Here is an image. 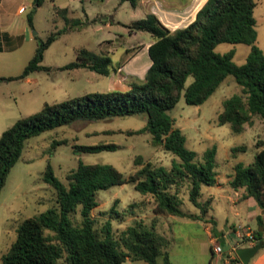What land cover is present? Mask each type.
<instances>
[{
	"label": "trees",
	"instance_id": "obj_1",
	"mask_svg": "<svg viewBox=\"0 0 264 264\" xmlns=\"http://www.w3.org/2000/svg\"><path fill=\"white\" fill-rule=\"evenodd\" d=\"M135 7L138 0H120ZM44 0H34L40 7ZM256 0H206L196 12L195 19L183 28L170 30L153 13L133 20L129 32L145 31L152 42L148 46L151 60L142 80L132 79L125 91L110 89L88 92L55 103H44L37 112L16 119L0 135V193L11 168L20 160L27 141L42 133L68 126L76 121H104L115 117L142 115L145 124L128 135L149 133L152 143L173 157L169 167L134 159L133 172L124 174L111 164L84 163L78 157L77 165L65 176V183L46 165L42 179L55 193L54 203L44 211L23 218L16 237L1 256V264H122L126 259L142 260L145 264H171L166 247L168 240L155 229L161 214L186 218L203 217L210 208L211 198L201 202L203 186L217 183L216 147L209 146L201 158L185 146L186 137L175 127L168 114L180 97L189 105H201L228 76L241 87L222 101L217 116L219 124H228L233 133L244 131L254 116L264 121V52L255 44L257 39L254 9ZM67 10L59 9L62 15ZM33 11L27 16L33 28ZM65 27L51 31L46 39H37L33 55L16 76H0L1 81L23 79L34 72L87 69L109 76L120 67L112 66L108 55L96 54L86 47L76 49L75 60L56 68L42 64L45 50L68 28H81V19H64ZM37 38V37H36ZM244 43L249 51L243 64L233 61V52H215L217 44ZM141 47L136 46L134 52ZM53 140V144H66ZM252 163L236 162L229 185L243 189L264 212V142L258 140ZM114 143L73 144L76 156L114 150ZM245 145L231 148L236 158ZM130 183L144 197L153 202V216L149 224L135 220L118 234L107 220L99 228L91 211L98 205V193L113 186ZM199 210V215L181 209L182 195ZM115 203V202H114ZM114 205V204H113ZM114 212V208H113ZM78 213L79 219H76ZM264 225V215L257 216ZM254 244L262 242L264 234L252 233ZM247 240V238H245ZM260 249V250H261ZM211 253L212 248H210ZM212 258V257H211ZM235 261H239L236 257Z\"/></svg>",
	"mask_w": 264,
	"mask_h": 264
},
{
	"label": "rangeland",
	"instance_id": "obj_2",
	"mask_svg": "<svg viewBox=\"0 0 264 264\" xmlns=\"http://www.w3.org/2000/svg\"><path fill=\"white\" fill-rule=\"evenodd\" d=\"M256 1L255 44L264 52V0ZM93 4L102 22L87 24L84 19L85 25L79 29L67 27L45 50L43 65L52 68L63 66L75 60L77 48L86 47L96 54L108 55L112 60V66L116 68L132 54L140 42L150 40V35L145 31H140L136 37H130L128 29L119 24V21H130L137 17L128 2L96 0ZM104 19L110 21L111 25L105 26ZM65 26L60 14L54 11L51 0H44L34 16V27L31 31L38 33V36L35 41L23 44L16 56L21 66L18 68V63L15 62L10 72L15 75L21 72L22 65L26 63L28 53H32L37 39L44 40L51 31ZM105 37L113 39L110 47H107L106 42H102L103 39H107ZM214 50L219 54L232 51L233 61L240 65L245 62L249 46L244 43L223 42L217 44ZM30 76L33 82L20 79L0 83V113L7 125H11L18 118L39 111L46 102L55 103L88 92H105L109 85L111 88H122L123 84L128 85L129 81L136 78L133 75H125L122 71L111 76H103L82 68L56 70L52 73L39 71ZM240 89L233 77L228 76L201 105H189L181 96L175 107L168 111L175 121V127L181 129L186 137L185 146L193 150L198 159L206 148L212 145L216 147L217 182L221 184L219 187L203 186L199 200L203 202L211 198L206 216L218 227L226 222L239 226L252 221V224L256 225L255 217H248L245 211L238 209V204L232 203L236 194L225 182H230L234 163L242 162L248 165L253 162L257 150L255 143L258 140L264 142V121L254 116L252 123L246 124L244 131L238 134L233 133L228 124L217 122L222 101L234 93H239ZM144 124L142 115L115 117L95 122L76 121L71 125L30 138L22 159L11 168L0 194V264L2 254L8 250L16 237L20 221L44 211L54 203V190L42 179L47 164L51 165L54 175L64 183L66 174L76 167L78 157L84 163L111 164L124 174L131 173L137 168L134 165L137 156H140L141 161L169 167L173 156L161 147L155 146L149 133L127 134L128 130L140 129ZM53 140H65L67 143L54 145ZM100 142L114 143L118 147L114 150L83 153L80 156H76L71 149L73 144ZM238 145H245L246 149L239 152L236 158H232L231 148ZM240 190L238 189L239 192ZM152 207L150 197L142 196L132 184L127 183L99 191L98 205L91 211V216L95 220V226L99 228L105 221H111L115 234H118L120 230L138 219H143L149 224L153 216ZM180 207L185 212H199L188 200L187 193L182 195ZM236 211H239V214H236ZM76 219H79L78 213ZM241 236V239L246 238L245 234ZM164 237L168 240L166 251L169 260L174 264H223L218 262L216 256L210 258L208 248V255L205 256L203 241L206 236L202 229L171 223L169 228L165 229ZM229 239L235 241L232 235ZM218 243L223 246L221 241ZM157 264H162L161 257L157 258Z\"/></svg>",
	"mask_w": 264,
	"mask_h": 264
},
{
	"label": "crops",
	"instance_id": "obj_3",
	"mask_svg": "<svg viewBox=\"0 0 264 264\" xmlns=\"http://www.w3.org/2000/svg\"><path fill=\"white\" fill-rule=\"evenodd\" d=\"M94 1L96 0H51L56 14L59 15V12H57L59 9L65 8L67 10L65 13H62V15L60 14L62 20L65 18L81 20L85 19L87 24H92L96 21L102 22V19L98 18L99 16L97 14L96 7L93 4ZM205 2L206 0H138L135 7H132L129 4V7L134 11L135 14H137L135 15L137 17L130 21H119V24L128 29L127 25L133 20L143 18L148 13H153L158 17L161 23L170 30L183 28L195 19L196 12ZM22 6L24 7V10L20 12L19 8ZM39 9L40 7H35L34 0H0V76H16L15 74L11 73L10 70L14 67L15 62L18 63V68L21 66L20 62L16 60L18 51L21 49L24 43L35 41L36 36H38V33L34 34L31 32L32 28L27 23V16L33 11L32 23L34 27V16ZM104 22L105 26L107 27L111 25L110 21H107L106 19H104ZM139 32L140 31L129 32V36L136 37L138 36ZM107 34L109 35L110 32H107ZM105 38L107 39H103L102 42H106L107 47H110L109 44L113 43V39L109 37ZM115 39H117V37ZM151 42V38L147 42H140L138 45H141V47H139L136 52L129 55L122 63H119L120 67L117 69V71L112 72L109 76L122 71V73L125 75H133L137 79L142 80L151 63L147 53L148 46ZM35 48L36 44H34L32 53H28L29 55L26 59V63L33 55ZM26 63L22 65V69ZM19 80L20 79H18V81ZM21 80L25 82L34 81L31 79L30 75ZM11 81L16 80L1 81L0 83H9ZM107 87L108 90L115 89L121 91H125L129 88L127 84H123L122 88H111L110 85ZM9 126L10 125H7V123L4 122V118L0 113V135L3 130ZM20 159H22V156ZM225 183L229 185V182ZM220 184V182H217L216 186L219 187ZM234 191L236 198L232 199V203L238 204V209L245 211L248 217H255L256 225H253L252 221L246 223V225L239 226H236L233 223L228 224L226 222L223 226L218 227L215 223L207 218V213L203 217L197 218H186L161 214L157 217L155 229L158 233L164 236L165 229H168L171 223L186 224L191 225L194 228L202 229L204 235L206 236L205 241H203L205 256L208 255V248L210 258L212 257L211 259L216 256L218 262H222L223 264H242L239 259V261L234 260L237 257L235 253L236 248L252 246L254 243L251 241L249 242L246 239H241L240 236L247 234L250 231L256 230H259L264 234V225L260 226L257 223V216H263L264 212L251 197H245L243 189H241L240 192L238 190ZM193 214L199 215V212H195ZM236 214H239V211H236ZM176 217H179L180 220ZM231 235L234 236L235 241H231L229 239V236ZM214 239L217 240V242L221 241L223 243V246L221 247L222 253L220 255H212L211 253L210 248ZM122 264H145V262L142 260L131 261L126 259ZM171 264L174 263L171 262ZM248 264H264V248L257 252L249 260Z\"/></svg>",
	"mask_w": 264,
	"mask_h": 264
},
{
	"label": "water",
	"instance_id": "obj_4",
	"mask_svg": "<svg viewBox=\"0 0 264 264\" xmlns=\"http://www.w3.org/2000/svg\"><path fill=\"white\" fill-rule=\"evenodd\" d=\"M34 33H36L34 31ZM262 242H258L252 246L236 248L235 253L242 264H248L249 260L261 249Z\"/></svg>",
	"mask_w": 264,
	"mask_h": 264
},
{
	"label": "built area",
	"instance_id": "obj_5",
	"mask_svg": "<svg viewBox=\"0 0 264 264\" xmlns=\"http://www.w3.org/2000/svg\"><path fill=\"white\" fill-rule=\"evenodd\" d=\"M23 10H24L23 6L19 8L20 12H22ZM245 235H246L247 241L254 242V238H253V235H252L251 232H249V233H247ZM240 238H242V236H240ZM211 248H212V252H213L214 255H220L222 253L221 245L215 239L212 241Z\"/></svg>",
	"mask_w": 264,
	"mask_h": 264
}]
</instances>
